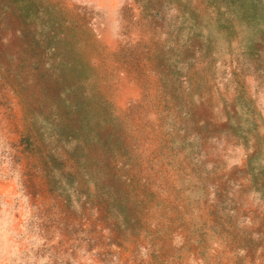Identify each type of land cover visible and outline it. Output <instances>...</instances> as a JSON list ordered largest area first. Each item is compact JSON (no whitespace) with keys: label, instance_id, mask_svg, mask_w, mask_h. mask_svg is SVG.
Returning a JSON list of instances; mask_svg holds the SVG:
<instances>
[{"label":"rangeland","instance_id":"rangeland-1","mask_svg":"<svg viewBox=\"0 0 264 264\" xmlns=\"http://www.w3.org/2000/svg\"><path fill=\"white\" fill-rule=\"evenodd\" d=\"M41 2L75 62L49 93L0 46V264H264V47L230 6Z\"/></svg>","mask_w":264,"mask_h":264},{"label":"trees","instance_id":"trees-1","mask_svg":"<svg viewBox=\"0 0 264 264\" xmlns=\"http://www.w3.org/2000/svg\"><path fill=\"white\" fill-rule=\"evenodd\" d=\"M222 1H225V6H230L228 13L232 14L231 20L236 22L237 28L243 30V33H245V31H247L248 34L251 33L253 38L256 37L254 41L255 47H264V0ZM236 3L239 6L234 8L233 4ZM45 6L46 5H43L41 0H0V46L3 45L4 42L9 44L5 47H12L14 44L17 53L23 56L20 62L28 61V67L33 72V75H37L39 80L50 79V84L52 83L51 86L43 84V86L40 87L44 90L49 89L48 92L51 93L52 91H56L55 88H57V82L63 68L65 66L72 67L75 60L68 59L69 56L67 55L69 54L64 55L63 51H61V53L58 52V35L60 34L62 24H60L59 18L55 17V14L49 13V7ZM37 21L38 23L36 25L35 23ZM183 22H186V20ZM182 25L183 24H180L179 28H173L175 35L181 32ZM194 36L199 38L198 34ZM61 41L63 43L66 42L65 39H61ZM189 41L190 43L187 45ZM191 42L192 40H190V38H186L181 45L183 47L187 45V48H189L191 46L190 44H192ZM175 44L177 43L175 42ZM255 51L257 52V50ZM173 54L176 65L187 64L184 51L181 48L177 47ZM58 59H61L60 63H57ZM176 65H169V63H167L162 66L161 82L164 86L166 85L167 88L170 82L175 84L182 78L179 77L178 72L174 73L171 71V68ZM62 91L63 90H61V92ZM55 96H59V92H57ZM79 122L77 129L83 128L82 124L84 118H81ZM229 123L230 118L224 122L223 128H235L234 126L236 124L231 126ZM87 139H89L88 142L94 141L89 134H87ZM69 171L72 172V170ZM80 171L81 170L77 169L73 170V172ZM70 172L64 173L62 177L71 179L74 174ZM85 172L88 173V170H85ZM44 174L48 175L47 172H44Z\"/></svg>","mask_w":264,"mask_h":264}]
</instances>
